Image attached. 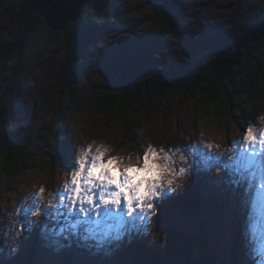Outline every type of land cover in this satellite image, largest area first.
Wrapping results in <instances>:
<instances>
[{"label":"rangeland","instance_id":"rangeland-1","mask_svg":"<svg viewBox=\"0 0 264 264\" xmlns=\"http://www.w3.org/2000/svg\"><path fill=\"white\" fill-rule=\"evenodd\" d=\"M6 5L10 7L9 11L5 10ZM13 10H17L18 13L14 14ZM263 11L264 0H122V6L112 21V32L104 41L102 49L87 66L84 76L86 86L79 98L80 111H71L65 119V129L70 139L65 144L67 145L65 149L68 147L65 161H58L54 166L47 163V158H44L39 161L41 166L39 169L36 168V171L27 172L16 178L12 187L7 186L0 163V253H3L4 260L7 262L10 259L9 253L18 256L25 247L31 254L33 247L39 242L43 247L52 245L48 248L47 258L55 261L58 253L62 251L56 246V241H59L61 244L71 243L74 248H78L90 264H119V261L129 258L131 251L135 250L136 238L146 245L147 255L153 253V247L159 242L161 251L168 250L165 255L168 257L172 249L169 246L168 232L160 230L161 224L154 216L150 221H144L137 227L141 235L132 232L130 237L125 233L126 235H121L120 242L107 244L103 239L98 244L90 240L86 245L87 249L82 250L81 243H77L75 237L69 241L60 236L58 231L53 232L54 229H60V225L66 221L43 217L44 222L39 226L26 224L23 215L16 214V210L24 208L26 200L30 204L40 186L46 189L41 205L46 202L49 199L48 193L54 192L63 184L65 173L68 171L66 164L69 157L72 154L78 155L83 148L92 143H104L113 150V154L121 156L143 151L147 143L170 149L184 146V151H187V145H199L202 154L198 161L200 175L205 181L215 177L218 169L211 156L218 153L206 150L205 144H219L220 151L228 149L232 146L233 140L242 138L244 126L249 124L255 127L262 126L260 117L264 116V109L254 123L246 119L247 115L238 117L235 121L231 120L228 109L221 111L222 114L218 118L208 117L204 100H194L185 91L170 89L165 98L155 103L154 109L152 106L149 108L137 106L130 112L128 117L131 125H134L132 126L134 134L121 132V128L113 124L112 118L101 111L92 110L96 108L99 100L104 101L105 96L112 95L111 99H115L120 92L122 72L117 74L110 71L112 63L121 64L123 60L130 65L144 67L150 61L152 67L169 76V66H178L177 63L187 60L185 45L189 40L200 39L204 34H226L228 31L226 25L234 16L238 17L239 14L240 17L251 20ZM26 21V14L20 1L0 0V40L9 42L21 36L25 31ZM64 37V35L54 37L46 25H38L24 47L19 75H15L14 67L20 57L15 58L10 64L9 71L0 75V97L5 96L6 103L13 106L11 120L20 130L36 137L35 143L31 144L34 143L39 149L43 144L40 134L48 130H51L50 142L56 147L52 137L54 132L52 126L57 124L55 121L61 119L63 115L58 111L56 84L65 62ZM139 49H143L147 55H143ZM69 105L67 97L64 102L66 112ZM41 150L43 154L45 149ZM206 151L207 156L203 155ZM189 158L192 160L195 157ZM178 160L177 154V162ZM253 188L262 190L259 177L249 178L245 182L246 197L250 196ZM249 200L246 213L245 199H241L238 205L222 216L210 209L203 211L187 229L184 237L178 241L179 246L186 243H202L212 247L220 259L217 236L223 231L231 241V237L234 238L232 235L234 231L236 234L233 242L238 263L264 264L262 248L264 234L258 235V231L264 233V227L258 220L261 217L255 213L258 212V205L262 201L258 200V204H254L252 199ZM228 214L229 219L236 215V220L227 231ZM203 216H206L207 220L202 219ZM22 228L25 230H21ZM250 228L258 236L250 237ZM208 232H213L212 241ZM97 247L99 249H96ZM192 251H189V254H182L179 261L173 264H199L197 260L202 253ZM156 253L160 255L159 251ZM228 254L229 245L226 256ZM205 260L208 261L205 264L214 262L210 259Z\"/></svg>","mask_w":264,"mask_h":264},{"label":"snow or ice","instance_id":"snow-or-ice-1","mask_svg":"<svg viewBox=\"0 0 264 264\" xmlns=\"http://www.w3.org/2000/svg\"><path fill=\"white\" fill-rule=\"evenodd\" d=\"M38 4L45 15L56 21L62 18L65 7H71V0H38ZM215 39L204 34L199 43L211 45ZM188 54L194 57L195 50ZM109 70L118 74L127 69L114 62ZM260 123L261 127L244 126L242 138L233 140L224 151H220L219 144H205L206 150L218 153L211 156L218 171L207 181L200 175L199 145H187L185 154L184 146L170 149L147 143L143 151L121 156L113 154L104 143L89 144L78 155L69 157L63 184L48 193L46 202L41 205L46 189L40 186L31 203L26 200L25 207L16 210V214H22L26 224L38 226L43 224V217L68 221L53 232L58 231L69 241L75 237L77 243L84 242L82 246L97 238L120 242L119 232L114 237L109 233L111 221L127 225L125 231L131 237L139 222L150 221L154 216L161 224L160 230L168 232L171 247L203 211L210 209L222 216L238 205L249 178L259 177L260 189L264 190V116ZM177 154L180 167L176 166ZM203 155L207 156V151ZM190 156L195 158L190 160ZM257 195L264 202V196ZM136 239L135 250L119 264H162L160 257L167 255V249L161 251L157 242L152 252L159 251L160 255L148 256L146 245ZM217 245L221 258L213 264H232L226 256L229 240L223 231L217 236ZM51 246L43 247L38 242L31 254L27 247L18 256L9 253L7 262L0 253V264H90L78 248L59 241L56 246L62 251L52 261L47 258Z\"/></svg>","mask_w":264,"mask_h":264},{"label":"trees","instance_id":"trees-1","mask_svg":"<svg viewBox=\"0 0 264 264\" xmlns=\"http://www.w3.org/2000/svg\"><path fill=\"white\" fill-rule=\"evenodd\" d=\"M22 3V10L26 14L25 31L21 36L12 40H0V75L10 70V64L15 58L20 57L14 67L15 75H19L22 68V55L28 38L38 25L45 26L44 20L32 12L30 4L33 0H18ZM122 6V0H87L80 19L68 25L62 32H52L51 35L59 37L64 35L65 62L59 75L56 91L58 93V107L62 118L53 125L55 145L51 144L49 134L51 130L40 134L43 144L41 149L35 146L36 137L22 130L11 120L13 106L6 103L5 96L0 97V163L2 173L8 187L15 185V179L36 171L44 158L47 163L55 166L58 161H65L68 149H65L68 134L65 129V119L71 111L79 110V98L82 96L86 83L84 76L90 61L98 54L104 41L112 32V21ZM5 10H10L6 5ZM17 14V10L12 11ZM264 18V11L255 19H245L238 14L227 23L226 34H214L216 38L211 45L199 43L200 39L189 40L185 45L187 60L177 63L178 66H169V76L161 74L160 70L147 65H130L121 61L127 70L122 72L120 92L115 99L107 95L99 100L92 111H101L114 121L121 132L135 133L129 122L130 112L137 106L151 107L166 97L167 91L175 89L185 91L196 99L204 100V107L208 117L218 118L225 109L230 111L229 118L233 121L238 117L247 115L251 123L257 121L264 109V40L237 50V44L244 38V32ZM87 41V42H86ZM195 50L194 57L189 55V50ZM140 50V49H139ZM138 52L147 55L141 49ZM225 51V54L220 52ZM32 75V74H31ZM69 98L68 111H65L64 102ZM154 109V108H153ZM246 117V116H245ZM228 119V118H227ZM52 129V130H53ZM38 136V135H37ZM127 138V136H126ZM125 138V139H126ZM31 142H34L33 145ZM32 146V148H31ZM37 164V167L35 165ZM15 190V189H13ZM227 231L235 223L236 215L229 219L227 215ZM207 220L206 216H203ZM237 228V226H235ZM213 240V232H208ZM236 234V233H235ZM234 231L232 235L235 238ZM234 238L229 239V254L227 259L232 264H239L234 249ZM214 242V241H213ZM207 247V248H205ZM169 256H161L162 264H173L179 261L182 254L202 253L197 262L205 264L207 260H219L212 247L202 243L184 244L179 246L178 241L171 246ZM192 251V252H193ZM191 253V252H190ZM157 253H148V256ZM208 262V261H207Z\"/></svg>","mask_w":264,"mask_h":264},{"label":"water","instance_id":"water-1","mask_svg":"<svg viewBox=\"0 0 264 264\" xmlns=\"http://www.w3.org/2000/svg\"><path fill=\"white\" fill-rule=\"evenodd\" d=\"M87 0H71V7H65L62 10V18L53 21L50 16L45 15L44 11L41 10L38 0H33L30 4V9L32 12L39 15L43 20L48 29L52 32L58 33L67 29L68 25L76 23L86 5ZM66 17V18H64ZM244 38L238 42L237 50L244 49L251 44H257L264 40V18L248 28L244 32ZM220 54H225V51L220 52Z\"/></svg>","mask_w":264,"mask_h":264},{"label":"bare ground","instance_id":"bare-ground-1","mask_svg":"<svg viewBox=\"0 0 264 264\" xmlns=\"http://www.w3.org/2000/svg\"><path fill=\"white\" fill-rule=\"evenodd\" d=\"M185 154H187V151H185ZM209 160V159H208ZM206 162V161H205ZM180 164H182V162L180 161V160H178V162L176 163V166L177 165H179V166H181ZM256 183V182H255ZM248 190V189H247ZM258 193H260L261 194V196H264V191L263 190H260V191H258L256 188H253L252 189V191L250 192V196L252 197H250V196H248V197H246V192L244 193V196H243V200L245 199V200H247V202H246V204H247V206H246V208H245V213L247 212V209H248V207H249V202H250V200L249 199H252V201H253V203L254 204H258V200L259 201H261L260 200V198H258ZM247 194H248V192H247ZM262 208V209H261ZM259 209H261V210H259ZM255 213H258L259 214V217H261V218H259L258 220L259 221H261L262 222V227H264V224H263V222H264V202H262V203H260L259 205H258V212H255ZM254 213V214H255ZM245 216H247L246 214H245ZM64 221V220H63ZM68 221H66V223H67ZM144 221H141V222H139L138 223V225H137V227H139L142 223H143ZM65 223V222H64ZM65 223V224H66ZM243 223H244V221H243ZM146 224V223H145ZM240 225H241V221H240ZM243 225V224H242ZM60 226H62V225H60ZM153 226V225H152ZM238 226V225H237ZM110 227H112V228H114L115 229V232H109L110 233V235L111 236H115L116 235V233L117 232H119L120 233V231H122V233H120V235H124L125 233H127L126 231H125V228L126 227H128L127 225H122V224H120L118 221H111V223H110ZM143 227V226H142ZM57 228V227H56ZM257 229V228H256ZM143 230V229H142ZM258 230V229H257ZM260 230H261V227H260ZM262 230H263V228H262ZM129 231H131L130 229H129ZM155 231V230H154ZM140 232L141 231H139L138 230V228H137V231H136V235H141L140 234ZM163 232V231H162ZM189 233V232H188ZM259 233H261V235L262 234H264V233H262V232H259L258 231V235H260ZM126 235V234H125ZM258 236L255 232H254V230L252 229V228H250V237H252V236ZM137 237V236H136ZM139 239V238H138ZM261 239V238H260ZM93 241H94V243H96V244H98V243H100V239L99 238H97V239H93ZM112 241V242H111ZM115 242H117V241H114L113 242V240H105L104 239V243H115ZM258 242V241H257ZM259 242H260V240H259ZM81 243V245H80V249H82V250H85V249H87V246H82L83 245V241H81L80 242ZM88 243H89V241L87 242V245H88ZM262 244L264 245V242H262ZM260 245H261V243H260ZM263 245H262V248H264L263 247ZM89 249V248H88ZM96 249H99L98 247L96 248ZM123 249V248H122ZM101 252V251H100Z\"/></svg>","mask_w":264,"mask_h":264}]
</instances>
